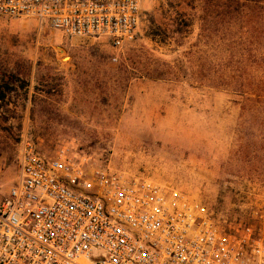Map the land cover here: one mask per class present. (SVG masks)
I'll use <instances>...</instances> for the list:
<instances>
[{
	"label": "rangeland",
	"instance_id": "374dc122",
	"mask_svg": "<svg viewBox=\"0 0 264 264\" xmlns=\"http://www.w3.org/2000/svg\"><path fill=\"white\" fill-rule=\"evenodd\" d=\"M215 4L141 0L140 35L120 49L0 17V201L25 139L46 157L71 144L91 168L148 177L228 216H243L240 199L264 197V146L252 145L264 116L243 115L218 88L210 68H229L228 55L198 41ZM250 65L264 85V60Z\"/></svg>",
	"mask_w": 264,
	"mask_h": 264
},
{
	"label": "built area",
	"instance_id": "2783aa9c",
	"mask_svg": "<svg viewBox=\"0 0 264 264\" xmlns=\"http://www.w3.org/2000/svg\"><path fill=\"white\" fill-rule=\"evenodd\" d=\"M0 17L34 19L115 49L140 35L141 0H0ZM62 144L25 139L0 201V264H264V197L228 216L148 177H128Z\"/></svg>",
	"mask_w": 264,
	"mask_h": 264
},
{
	"label": "trees",
	"instance_id": "16d2710c",
	"mask_svg": "<svg viewBox=\"0 0 264 264\" xmlns=\"http://www.w3.org/2000/svg\"><path fill=\"white\" fill-rule=\"evenodd\" d=\"M217 4L202 22L198 41L205 45L214 40L216 47L228 55L229 68L217 65L210 68L218 88H222L238 97L240 110L244 115H250L256 120L264 116V85L261 80L251 79L255 70L250 64L259 67L264 60V54L258 49L264 46L261 36V13H264V3L260 0H216ZM187 26V25H186ZM159 34H153L155 39ZM218 40V43H217ZM161 43V41H160ZM212 45L214 43H211ZM260 54L250 61L252 52ZM207 77V76H206ZM3 84L0 82V90ZM0 93V100L3 99ZM253 146H264V127L256 124V134L253 135Z\"/></svg>",
	"mask_w": 264,
	"mask_h": 264
}]
</instances>
